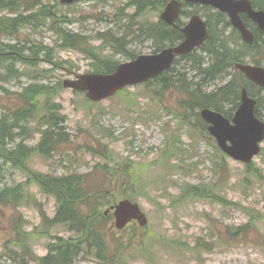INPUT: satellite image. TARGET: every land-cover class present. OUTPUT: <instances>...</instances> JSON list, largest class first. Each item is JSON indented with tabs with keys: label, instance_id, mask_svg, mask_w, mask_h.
Listing matches in <instances>:
<instances>
[{
	"label": "rangeland",
	"instance_id": "374dc122",
	"mask_svg": "<svg viewBox=\"0 0 264 264\" xmlns=\"http://www.w3.org/2000/svg\"><path fill=\"white\" fill-rule=\"evenodd\" d=\"M127 3L128 0H86L76 6L63 5L61 9L69 19L76 18L65 24L67 29L89 37L90 42L98 46L101 41L95 40L96 32L110 27L118 33L124 31V25L129 23L128 16L135 12ZM186 9L193 12L198 8ZM207 12L204 9L198 11L206 19ZM208 14L211 18L216 17L214 10ZM144 17L156 22L160 12H151ZM220 26L216 31L218 35L224 32ZM230 31L226 29L224 33ZM29 40L52 49L54 60L59 63L54 71L55 78L51 80L53 86L57 81L62 83L78 73L94 70L91 58L78 48L60 46L56 34L47 28L37 31L24 28L15 36L0 37V46ZM129 40L128 49L133 54L156 49L149 40L132 36ZM207 55L205 59L210 56ZM245 58L247 62L251 60ZM257 58L262 56L258 54ZM115 59L121 62L126 57L118 52ZM212 60L210 56V62ZM45 62H40L41 68H52ZM182 62L185 65L179 66L178 70L188 71V80L192 81L194 72L190 70L197 72L195 68L200 63L196 59ZM4 71L0 66V118L20 105L17 95L31 83L25 76L19 81L6 80ZM230 73L235 75L232 69ZM173 77L178 80V76ZM214 84H208L209 91L215 89ZM54 96L63 108L67 121L65 135L70 140L58 144L52 156L32 155L29 168L48 175L89 174L97 163L106 162L103 155L108 153L111 157L109 166L117 168L128 164V174L131 169L134 176L129 180L116 179L111 187V197L116 201L131 198L138 202L149 218V225L145 229L138 224L129 225L122 237L136 233L134 241L146 238L147 242L154 243V246L150 244L151 252L147 249L150 255L136 253L138 245L131 248L129 264H264V152L254 159L257 170L248 172L245 164L225 156L216 141L195 120L188 125L198 129L181 121L187 114L179 104L182 94L171 95L153 85L131 87L98 105L90 104L85 94L69 88H60ZM34 125L38 127V124H27L33 128ZM40 138V134H35L24 142L30 147ZM19 141L20 138L14 144L9 141L7 147H13ZM89 147L103 155L90 151ZM217 165L228 168L224 176L218 173ZM22 169L8 158L0 157V189L20 186L21 193L29 197L23 201L25 196L22 195L21 202L15 205L0 202V264H37L25 259L15 245L17 230L24 232L38 256L48 254L47 244L53 241L51 236L66 238L71 235L62 225L43 222L40 208L51 219L56 211V200L43 194ZM135 176L139 178L135 180ZM197 184L214 185L219 194L215 202L179 200L181 185L186 188ZM247 224L250 226L244 231ZM84 264L104 263L88 257Z\"/></svg>",
	"mask_w": 264,
	"mask_h": 264
},
{
	"label": "trees",
	"instance_id": "16d2710c",
	"mask_svg": "<svg viewBox=\"0 0 264 264\" xmlns=\"http://www.w3.org/2000/svg\"><path fill=\"white\" fill-rule=\"evenodd\" d=\"M165 3L166 0H129V5H135L139 9L138 12L158 11ZM253 3L258 8L264 9V0H253ZM58 6V0L52 2H48V0H0V10L9 12L8 15H0V33L17 34L21 27L32 31L47 28L57 34L61 41L60 46L78 48L88 57L90 55L94 59L95 71L111 72L115 70L117 62L110 55L104 53V48L90 45L89 37L75 34L65 27V23L74 22L73 20L76 18L60 20L58 17L61 11L57 9ZM217 15L219 22L225 21L224 14L218 13ZM148 27V37L152 38L160 47L182 38L179 28H171L162 21L155 22ZM258 36L259 39L263 37L260 34ZM97 37L109 44L114 42L110 33H98ZM227 39L226 36H223V40L217 42L211 36L203 46V49L213 57V60L205 67L206 62L202 61L201 57L196 58V62L200 63L196 69L202 77L197 82L190 81L189 83L184 76L176 82L173 81L172 77L179 75L173 69V74L167 73L149 83H155L161 91H169V93L179 89L180 93L185 96L179 100L180 105L190 110L193 116H196L197 121H201L197 110L203 107H211L231 117L239 103L242 87H247L251 92L253 89L244 75L235 71L236 76H234L230 73L229 67L233 62L243 60V55L248 57L251 52L254 58L259 54L262 56L260 60H264V40L256 47L257 43L254 46L246 44L232 46ZM116 45L120 46L121 42H116ZM7 48L20 54L22 50H28L29 60L25 63L28 64L26 71L32 78V82L18 93L17 98L20 105L0 118V157L8 158L9 161L28 171L30 179L39 185L44 194L56 198L58 208L55 217L48 220L50 224L66 226L68 230L75 233L70 238L56 236V241L49 246L50 253L36 259L24 232L17 230L16 244L22 250L23 256L32 257L39 264H81L79 256L85 250L104 261L105 264H129L131 248L138 245L135 252L147 254V249H150L152 242H147L146 238L134 241L137 237L136 233L123 238L122 231L111 229L112 215L104 214L105 208L112 205L115 200L111 197L110 190L113 182L121 178L129 180L134 174L131 169L128 175L127 172L122 173L119 167L109 166V163H99L89 174L72 173L55 176L35 170L31 171L28 161L33 154L41 157L52 156L58 144L68 140L64 125L66 117L62 113L61 104L55 100L54 96L62 88V83L57 81L53 86L51 81L59 63L54 60L52 49L40 42L29 40L24 46L25 49L17 45H10ZM192 55H188V57ZM16 60L18 58L12 56V60L6 66L7 76L11 80L19 79L22 74L16 69ZM45 61L52 68H41L40 62ZM207 81L218 84L215 89L209 91ZM260 103H264V95H260ZM30 123L38 124V127L36 125L34 128L28 127L27 124ZM201 124L204 125L203 121ZM38 128L41 129V139L29 147L24 141L29 137L32 138L33 131ZM19 138L20 141L17 144L10 148L7 147L9 141L14 144ZM220 171L226 172L224 166H220ZM21 191L20 186L3 187L0 189V200L6 204L14 205L21 202L22 195L25 196L23 201L29 200V197ZM179 194L181 202L198 199L214 201L219 196L214 185L204 184L186 188L182 185ZM249 226L250 224L245 225L243 230L247 231ZM125 246L126 248H124Z\"/></svg>",
	"mask_w": 264,
	"mask_h": 264
},
{
	"label": "water",
	"instance_id": "95a60500",
	"mask_svg": "<svg viewBox=\"0 0 264 264\" xmlns=\"http://www.w3.org/2000/svg\"><path fill=\"white\" fill-rule=\"evenodd\" d=\"M74 0H62L72 2ZM212 4L222 10L228 11L233 24L238 27L242 36L248 43L254 41L253 33L241 20L238 12L246 11L258 22L264 30V11L253 10L248 1L240 4L234 0H190ZM181 4L172 1L166 7L162 18L168 23L174 24L178 16ZM185 41L180 45L167 48L159 54L143 55L136 61L125 63L118 67L117 71L110 74H80L76 79L64 81L66 87L87 91V95L94 101H99L114 95L126 85L136 84L158 76L169 68L178 53L190 51L194 46L201 44L208 36L206 23L199 16H194L190 24L183 29ZM236 67L244 72L251 80L264 86V67L237 63ZM256 100L248 96L246 89L243 91L242 104L234 118L232 125L221 113L210 109H204L201 114L203 118L212 123L209 130L214 134L221 148L235 159L250 162L255 154L260 151L259 141L264 138V123L254 115ZM231 142V145L228 144ZM116 217V226L123 228L132 219H137L141 225L147 224V218L137 203L128 199L121 200L112 207Z\"/></svg>",
	"mask_w": 264,
	"mask_h": 264
},
{
	"label": "flooded vegetation",
	"instance_id": "af4514ba",
	"mask_svg": "<svg viewBox=\"0 0 264 264\" xmlns=\"http://www.w3.org/2000/svg\"><path fill=\"white\" fill-rule=\"evenodd\" d=\"M221 47V46H220Z\"/></svg>",
	"mask_w": 264,
	"mask_h": 264
}]
</instances>
